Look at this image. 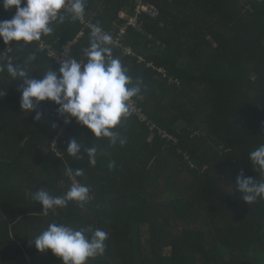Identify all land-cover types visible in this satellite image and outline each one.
I'll return each mask as SVG.
<instances>
[{
	"label": "trees",
	"instance_id": "1",
	"mask_svg": "<svg viewBox=\"0 0 264 264\" xmlns=\"http://www.w3.org/2000/svg\"><path fill=\"white\" fill-rule=\"evenodd\" d=\"M92 1L87 20L120 39L113 56L133 82L143 80L131 100L140 113L114 129L125 142L112 145L75 118L65 123L50 100L40 102L37 121L36 112L21 109L22 81L6 67L0 72V264H63L32 241L50 223L108 234L104 254L87 264H264V199L247 204L235 186L241 171L264 179L249 159L264 143V4L148 0L159 15H143L134 27L119 13L135 17L138 0H104L103 12ZM15 14L0 0V21ZM64 14L41 40L57 52L78 41L70 56L86 63L91 32L79 38L81 21ZM40 41L6 45L0 38V66L11 57L29 78L42 79L48 67L59 72ZM73 138L97 148L95 166L83 150L81 159L67 153ZM69 167L83 170L73 178L90 199L45 216L26 193L47 187L63 196L72 185Z\"/></svg>",
	"mask_w": 264,
	"mask_h": 264
},
{
	"label": "clouds",
	"instance_id": "2",
	"mask_svg": "<svg viewBox=\"0 0 264 264\" xmlns=\"http://www.w3.org/2000/svg\"><path fill=\"white\" fill-rule=\"evenodd\" d=\"M5 11L16 9V14L10 20L0 21V38L6 45L13 41L31 44L39 42L42 36L53 32L55 22L64 23L68 12L72 21L83 20L86 0H2ZM113 37L105 33L99 25L91 29L89 47L85 50L87 62L81 63L74 56L61 59L59 72L49 69L43 73L42 79L29 78V72L24 66L14 65L12 58L0 66V72H7L13 79L22 81L20 106L25 112H36L35 119L39 121L42 113L37 111L40 102L53 101L59 107L58 114L65 117V123H71V118L86 126L95 137L108 138L112 145L125 141L114 131L124 118L131 115V100L141 93L143 80L133 78L123 67L119 58L112 54ZM36 59L35 53L28 56V62ZM0 91V96L5 95ZM57 125L53 124L55 129ZM79 139H71L67 143V153L77 159L81 151L88 156L91 165L96 164V147H84ZM252 164L264 176V143L249 153ZM109 167H114L110 164ZM66 175L82 176L83 170L67 168ZM236 191L242 194L247 204L258 198L264 199V179L257 181L247 177L243 171L236 177ZM47 187H41L35 192H27L32 201L43 205L42 213L47 216L55 208L67 207L69 202H78L83 206L89 199L90 189L86 185L73 182L63 196H53ZM92 232L89 237L86 235ZM108 234L100 229L73 228L64 224L50 223L32 241L40 252L51 250L61 258L63 264H87L90 258L102 256L106 250Z\"/></svg>",
	"mask_w": 264,
	"mask_h": 264
},
{
	"label": "built area",
	"instance_id": "3",
	"mask_svg": "<svg viewBox=\"0 0 264 264\" xmlns=\"http://www.w3.org/2000/svg\"><path fill=\"white\" fill-rule=\"evenodd\" d=\"M254 1L264 4V0H254ZM135 12H136V16L131 18V20L129 22V25H133L134 27H137V25H138L137 19L139 17H142L143 15L150 17L152 19L156 18L159 15V12L157 11L156 7L154 5H152L150 2H148L147 0H138ZM65 13H68V12L65 11ZM80 21H81V25L83 26L84 30L79 35V38L84 36V31L88 30L91 32L92 27L95 26V24L91 20H87L86 12H84L83 20H80ZM131 21H132V23H131ZM136 22H137V24H136ZM123 31L125 32V29L121 30V34L123 33ZM112 37H113V39H115L114 36H112ZM119 41H120L119 38L116 39V41H114L113 45L119 46L120 45ZM77 42L78 41L69 43L64 48V50L62 52H57L55 50H52L50 48V46L42 40L40 41V47H41L42 51H47L49 57H51L54 61H56V63L60 64L61 59L69 58L70 52L72 51L73 46L77 44ZM128 51L130 52V50H128ZM81 63L83 64V63H85V61L82 60ZM131 111L135 114L140 113V109L137 107V105L133 101H131ZM73 182H77V180L72 178V183Z\"/></svg>",
	"mask_w": 264,
	"mask_h": 264
},
{
	"label": "crops",
	"instance_id": "4",
	"mask_svg": "<svg viewBox=\"0 0 264 264\" xmlns=\"http://www.w3.org/2000/svg\"><path fill=\"white\" fill-rule=\"evenodd\" d=\"M107 2L110 0H106ZM92 6H93V9L96 10V12H103L106 7V5H104V0H93L91 3H90ZM110 5L112 6V4L110 3ZM108 7V9H111L112 7ZM86 12V11H85ZM125 11H120L119 13V16L120 17H126L125 14H124ZM121 14V15H120ZM86 16H87V12H86ZM127 19H130V17H126ZM105 33H108L106 31H104Z\"/></svg>",
	"mask_w": 264,
	"mask_h": 264
},
{
	"label": "rangeland",
	"instance_id": "5",
	"mask_svg": "<svg viewBox=\"0 0 264 264\" xmlns=\"http://www.w3.org/2000/svg\"><path fill=\"white\" fill-rule=\"evenodd\" d=\"M148 1V0H147ZM149 2V1H148ZM157 9V8H156ZM157 11H158V9H157ZM137 12V11H136ZM147 12V11H146ZM122 18V17H121ZM123 19H126V17H123ZM126 20H128L129 22H130V20L131 19H126ZM131 23H132V21H131ZM136 24H137V22H136ZM138 26V25H137ZM109 34V33H108ZM111 35V34H110ZM122 36H124L125 35V32L123 31V33L121 34ZM111 36H113V35H111ZM114 41H116V39H113ZM126 52V54H128V55H131V53L127 50V51H125ZM143 60V59H142Z\"/></svg>",
	"mask_w": 264,
	"mask_h": 264
}]
</instances>
